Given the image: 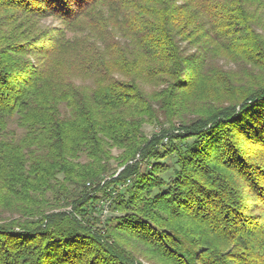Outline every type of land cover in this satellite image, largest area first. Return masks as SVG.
<instances>
[{
  "label": "trees",
  "instance_id": "obj_1",
  "mask_svg": "<svg viewBox=\"0 0 264 264\" xmlns=\"http://www.w3.org/2000/svg\"><path fill=\"white\" fill-rule=\"evenodd\" d=\"M0 264H264V0H0Z\"/></svg>",
  "mask_w": 264,
  "mask_h": 264
},
{
  "label": "rangeland",
  "instance_id": "obj_2",
  "mask_svg": "<svg viewBox=\"0 0 264 264\" xmlns=\"http://www.w3.org/2000/svg\"><path fill=\"white\" fill-rule=\"evenodd\" d=\"M43 26L44 27H48V26H59V22L57 21V20H54V19H48V20H45V21H43ZM153 129L152 128H150V127H146L145 129H144V132H145V134H147V135H150V134H152L153 133ZM155 132V131H154ZM115 155L117 154V153H114ZM108 214H106L105 216H107Z\"/></svg>",
  "mask_w": 264,
  "mask_h": 264
},
{
  "label": "built area",
  "instance_id": "obj_3",
  "mask_svg": "<svg viewBox=\"0 0 264 264\" xmlns=\"http://www.w3.org/2000/svg\"><path fill=\"white\" fill-rule=\"evenodd\" d=\"M104 213H106V212H104Z\"/></svg>",
  "mask_w": 264,
  "mask_h": 264
}]
</instances>
